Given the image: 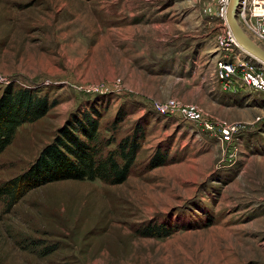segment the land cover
Instances as JSON below:
<instances>
[{"label":"rangeland","instance_id":"obj_1","mask_svg":"<svg viewBox=\"0 0 264 264\" xmlns=\"http://www.w3.org/2000/svg\"><path fill=\"white\" fill-rule=\"evenodd\" d=\"M203 9V0H0V87L56 103L17 130L0 183L91 105L102 137L119 111L117 139L146 127L123 184L61 181L0 203V264H264V94L221 90L220 25ZM169 99L239 124L238 145L152 110ZM157 154L164 165L150 169ZM147 227L177 230L141 236Z\"/></svg>","mask_w":264,"mask_h":264},{"label":"trees","instance_id":"obj_2","mask_svg":"<svg viewBox=\"0 0 264 264\" xmlns=\"http://www.w3.org/2000/svg\"><path fill=\"white\" fill-rule=\"evenodd\" d=\"M38 92L14 89L13 85L0 87V155L21 126L41 120L55 106V102H49L48 97ZM124 116L121 111L116 114L109 130L111 135L105 138L100 132L103 116L94 105L81 115H73L23 173L0 183V203L11 208L30 191L61 181L98 180L111 186L123 184L146 138V127L136 124L128 134L117 139L118 125ZM163 165L164 159L157 154L149 168ZM176 230L147 227L139 234L165 238Z\"/></svg>","mask_w":264,"mask_h":264},{"label":"built area","instance_id":"obj_3","mask_svg":"<svg viewBox=\"0 0 264 264\" xmlns=\"http://www.w3.org/2000/svg\"><path fill=\"white\" fill-rule=\"evenodd\" d=\"M205 15L220 25L218 50L222 57L216 63V81L224 93L235 95L243 89L264 94V65L258 64L237 44L227 23L230 0H203ZM237 22L247 38L264 50V0H239ZM152 110L165 117H178L217 138L221 145L237 146L243 128L226 121L203 119L195 105L181 104L174 99L153 101Z\"/></svg>","mask_w":264,"mask_h":264},{"label":"water","instance_id":"obj_4","mask_svg":"<svg viewBox=\"0 0 264 264\" xmlns=\"http://www.w3.org/2000/svg\"><path fill=\"white\" fill-rule=\"evenodd\" d=\"M239 0H230L227 11V23L239 47L258 64L264 65V50L253 42L241 30L236 17Z\"/></svg>","mask_w":264,"mask_h":264}]
</instances>
